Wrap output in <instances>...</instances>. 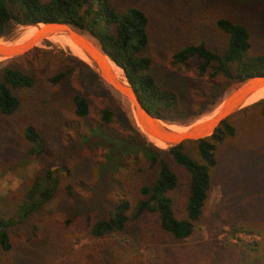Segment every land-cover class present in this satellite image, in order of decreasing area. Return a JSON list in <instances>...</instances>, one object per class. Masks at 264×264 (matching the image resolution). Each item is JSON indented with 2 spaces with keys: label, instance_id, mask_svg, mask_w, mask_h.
<instances>
[{
  "label": "trees",
  "instance_id": "16d2710c",
  "mask_svg": "<svg viewBox=\"0 0 264 264\" xmlns=\"http://www.w3.org/2000/svg\"><path fill=\"white\" fill-rule=\"evenodd\" d=\"M13 23L67 24L88 33L123 70L143 107L154 118L171 124H192L209 113L231 87L264 76V48L255 50L249 26L230 17L216 21L219 42L213 44L206 38L182 40L172 53L175 64L198 59L201 81L154 62L150 56L155 32L151 16L133 0H0V39ZM94 81L101 85V78L70 50L34 48L12 59L0 68L1 133H6L3 124H7L11 139L19 138L26 158H63L61 140L69 129V115L89 116L86 91L94 90ZM256 110L264 117V99L222 122L211 136L168 150L148 142L123 114L132 147L139 148L140 142L148 146L141 148L143 164H137L130 181L132 200L120 199L107 216L97 219L91 236L103 239L121 233L130 222L153 214L161 229L174 239L190 237L210 197L211 170L218 163L219 147L237 136L245 122L242 116ZM117 115L112 107H106L101 120L112 124ZM254 122L264 124V120ZM187 144L196 146L199 158L185 150ZM69 171L67 166L39 171L15 192L10 200L15 204L14 212L0 215V249L4 253L13 247L11 228L44 215L58 193L60 174ZM178 171L184 172L187 180L181 219L175 209V195L181 188Z\"/></svg>",
  "mask_w": 264,
  "mask_h": 264
},
{
  "label": "rangeland",
  "instance_id": "374dc122",
  "mask_svg": "<svg viewBox=\"0 0 264 264\" xmlns=\"http://www.w3.org/2000/svg\"><path fill=\"white\" fill-rule=\"evenodd\" d=\"M133 1L151 16L155 32L150 56L154 62L197 81H201L198 76L201 62L191 59L184 65L175 64L172 53L182 40L206 38L213 44L219 42L221 35L216 21L221 17L247 24L254 49L264 48V0ZM29 27L32 26L13 23L0 43L19 39ZM85 36L99 47L97 40L87 33ZM47 38L33 37L26 48L65 53L71 49L75 55L72 48ZM8 59H0V68L12 60ZM207 80L208 77L202 83L207 84ZM236 87H231L201 118L219 110L221 101ZM86 93L90 114L86 118L69 115V129L61 140L65 152L61 159L26 158L19 138L11 139L7 124H3L6 133L2 134L0 129V215L14 212L12 196L37 172L60 166L70 170L69 174H60L58 193L44 215L11 228L13 247L8 253L0 249V264H264V124L252 123L264 120L259 110L243 115L245 122L237 136L219 147L218 163L211 170L210 197L190 237L182 241L174 239L161 229L158 217L152 214L130 222L121 233L97 239L90 234L94 222L107 216L120 199L132 200L130 181L137 164H143L142 149L148 144L140 142L136 148L127 139L131 132L123 114L134 125L122 90L102 81L100 86L95 82L94 90ZM106 107H112L118 114L108 125L101 120ZM201 118L188 126H194ZM167 125L188 127L178 122ZM185 150L199 158L194 144H187ZM178 174L181 188L175 195V209L181 219L187 180L184 172Z\"/></svg>",
  "mask_w": 264,
  "mask_h": 264
},
{
  "label": "water",
  "instance_id": "95a60500",
  "mask_svg": "<svg viewBox=\"0 0 264 264\" xmlns=\"http://www.w3.org/2000/svg\"><path fill=\"white\" fill-rule=\"evenodd\" d=\"M39 25V24H38ZM50 26L62 27L63 30H67L71 34L73 40L76 44L85 52V54L93 62L94 68L91 69L101 78L102 81L109 84L114 82V75L111 67L108 64L107 58L110 59L102 50V48L97 47L91 40L85 36L86 32H81L70 25L67 24H45ZM37 26V25H35ZM88 34V33H87ZM27 44L21 46H11L4 47L0 45V58H9L8 60L17 58L31 50V48H26ZM111 60V59H110ZM112 61V60H111ZM113 62V61H112ZM114 63V62H113ZM115 64V63H114ZM116 65V64H115ZM117 66V65H116ZM126 77V76H125ZM254 81H264L263 77H255L248 80L245 83L237 85L235 89L229 92L225 98L221 101L218 107H221L219 113L214 119L205 121L197 126H194L188 133L179 134L174 133L167 128H165L160 122H165L160 119L154 118L142 105L139 96L130 86V91L135 98L137 104V114L139 122L145 132L154 138L161 140L167 144H171L172 147H177L188 141H197L211 136L219 125L231 118L233 115L238 113L245 107H241L247 99L255 92L258 85L254 84ZM109 82V83H108ZM238 108V109H236ZM167 124V122H165ZM170 124V123H169ZM215 125L214 128L213 125Z\"/></svg>",
  "mask_w": 264,
  "mask_h": 264
},
{
  "label": "bare ground",
  "instance_id": "6f19581e",
  "mask_svg": "<svg viewBox=\"0 0 264 264\" xmlns=\"http://www.w3.org/2000/svg\"><path fill=\"white\" fill-rule=\"evenodd\" d=\"M51 27H58V26H50V25H43L39 24L37 26H32L29 28H26L23 32H21V36L18 37L19 39L17 40H9L5 39L2 41L1 46L4 47H11V46H21L24 44H27L28 40H30L33 37H49L52 39L53 42H56L62 46H67L69 49L72 48L75 50V56L79 57L83 61H85L89 66L94 68L93 62L91 59L85 54V52L76 44V42L73 40L71 34L67 32H60V30L53 29ZM62 28V27H58ZM67 31V30H65ZM47 38V39H49ZM16 39V38H15ZM46 39V38H45ZM49 39V40H50ZM90 40V39H89ZM43 40H41L42 42ZM93 42V41H92ZM95 43V42H94ZM97 44V43H96ZM98 47V46H97ZM71 50V49H70ZM4 59V58H0ZM108 64L111 67L114 75V84L118 89L122 90L125 94V99L128 105V109L130 110V115L132 117V121L135 124L136 128L141 132L151 143H153L154 146L168 150L170 149L171 144H167L161 140H158L154 138L151 135H148L143 127L141 126L137 114V104L135 101L134 96L132 95L130 91V86L129 83L125 77V74L121 68L116 66L110 59L107 58ZM95 69V68H94ZM254 84L258 85V88L255 90V92L247 99V101L241 106H249L252 105L256 102H258L261 99H264V81H254ZM125 101V100H124ZM238 109V108H236ZM220 110V109H219ZM219 110L215 111L213 114L210 116H205V118H201V120L197 121L194 126H197L205 121L212 120L215 118V116L219 113ZM165 128L168 130L174 132V133H179V134H186L188 133L193 127L188 126V127H181L179 125H172L168 126L165 122H160ZM216 124L213 125L212 128L215 127ZM187 129V130H186Z\"/></svg>",
  "mask_w": 264,
  "mask_h": 264
}]
</instances>
